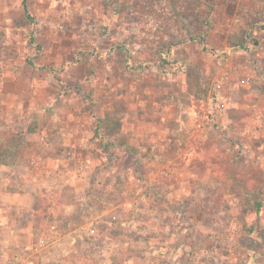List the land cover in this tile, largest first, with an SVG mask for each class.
<instances>
[{"label": "rangeland", "instance_id": "374dc122", "mask_svg": "<svg viewBox=\"0 0 264 264\" xmlns=\"http://www.w3.org/2000/svg\"><path fill=\"white\" fill-rule=\"evenodd\" d=\"M23 1L0 0V155L83 203L78 257L264 264V0Z\"/></svg>", "mask_w": 264, "mask_h": 264}, {"label": "crops", "instance_id": "0c3cea01", "mask_svg": "<svg viewBox=\"0 0 264 264\" xmlns=\"http://www.w3.org/2000/svg\"><path fill=\"white\" fill-rule=\"evenodd\" d=\"M2 64L0 95L7 91V81L17 80L16 63L6 58ZM4 103L0 107L8 110L20 107V103ZM52 143L47 137L44 148L51 149ZM3 157L5 154L0 155V264H98L78 257L82 235L79 228L70 227L71 212L83 203L63 200L66 185L51 183L47 186L54 188V194L50 192L48 203L38 201L43 185L37 169L32 172L31 167L28 170L18 163L10 164Z\"/></svg>", "mask_w": 264, "mask_h": 264}, {"label": "trees", "instance_id": "16d2710c", "mask_svg": "<svg viewBox=\"0 0 264 264\" xmlns=\"http://www.w3.org/2000/svg\"><path fill=\"white\" fill-rule=\"evenodd\" d=\"M111 3H112V5H114V8H115V10H116V8H117V6H118V5H117V1L114 0V1H112ZM23 4H24V5L26 4L25 0L23 1ZM26 8H27V7H26ZM260 26H261V29L264 30V22H260ZM254 42H255V43H258V40L255 39ZM177 65H178V68L182 66L181 63H178ZM254 202H255V205H256V209H257V211H260V209L262 208V205H263V204H262V200L255 199ZM252 231H253V230H252Z\"/></svg>", "mask_w": 264, "mask_h": 264}, {"label": "built area", "instance_id": "2783aa9c", "mask_svg": "<svg viewBox=\"0 0 264 264\" xmlns=\"http://www.w3.org/2000/svg\"><path fill=\"white\" fill-rule=\"evenodd\" d=\"M208 116H206V118H207ZM42 139H44V137H42ZM29 162L32 164V165H36V163H37V159L33 156V157H30V160H29ZM55 228V226L54 225H52V229H54Z\"/></svg>", "mask_w": 264, "mask_h": 264}]
</instances>
